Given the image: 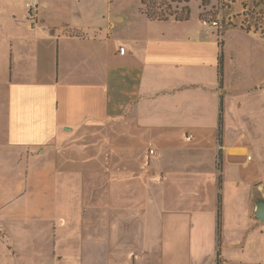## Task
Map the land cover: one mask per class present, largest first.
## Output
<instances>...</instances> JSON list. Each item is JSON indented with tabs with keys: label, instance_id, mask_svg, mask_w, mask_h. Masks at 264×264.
<instances>
[{
	"label": "crops",
	"instance_id": "1",
	"mask_svg": "<svg viewBox=\"0 0 264 264\" xmlns=\"http://www.w3.org/2000/svg\"><path fill=\"white\" fill-rule=\"evenodd\" d=\"M141 1L38 0L32 19L28 12L25 23L13 17L19 34L0 49L6 108L1 150L25 173L14 194L27 183L15 197L43 182L55 189L54 212L48 209L52 233L74 232L80 244L52 245L48 256L57 264L83 263L87 245L106 247L126 264H165L167 258L197 264L204 241L215 245L218 177L223 180L217 165H240L225 154L231 147L224 144L233 122L229 105L248 91L264 92L261 67L233 71L229 59L235 51L229 54L223 34L204 24L210 21L199 12L190 10L187 20H152L141 12ZM233 30L244 38L239 54H262L263 34ZM245 74L249 81L243 83ZM232 77L242 84L238 89ZM246 147L237 148L250 153ZM29 169L37 171L28 176ZM240 177L246 180L243 170ZM71 183L82 185L74 197L82 207L73 230L66 205ZM59 196L66 199L61 204ZM257 200H251L253 211ZM44 217L42 212L14 219L30 223ZM221 226L219 264H264L231 258L224 217ZM103 231L111 245H102ZM121 231L141 234L142 245H112ZM243 240L232 245H257L264 253L262 227ZM41 249L34 245L27 255L15 245V260L28 256L31 262Z\"/></svg>",
	"mask_w": 264,
	"mask_h": 264
},
{
	"label": "rangeland",
	"instance_id": "2",
	"mask_svg": "<svg viewBox=\"0 0 264 264\" xmlns=\"http://www.w3.org/2000/svg\"><path fill=\"white\" fill-rule=\"evenodd\" d=\"M27 1L30 0H0V19L3 21L0 24L1 50H4L5 40H11L19 34L17 27L10 23L13 17H15L16 21L18 20L17 23H25L26 20L23 18V15L27 13L25 8V3ZM95 1L96 3H101L102 0ZM126 1L131 5L139 3V0ZM223 1L222 9H220V0H189L188 3L184 0H146L152 10L168 18H174V14L178 17L183 15L181 10L189 5L190 8L188 7V9L189 11L191 10L193 15L199 12V17L201 19L209 21L216 20L219 27L217 29H219L225 37L226 50L230 55L233 54L232 50L236 53V56L233 55L234 59H229V61H231L229 65L233 71H242L243 68L247 69V71L250 69L253 70V65L257 67L258 71L261 67L262 78L264 80V47L262 48L263 51L261 55H254V51L248 53L243 50L239 54L240 47L242 46L243 48L245 45L244 38L238 37V32H234L233 30V28L243 29L241 26H247L248 22L253 23L254 20L252 18L245 17L242 14L244 11L242 3H248L252 9L254 0ZM57 17L61 18L63 15H58ZM28 18L32 19L33 17L28 16ZM258 26L259 29L264 32V24L259 23ZM251 30L254 31V27H252ZM261 31H258V33H261ZM253 43L254 41L252 40L248 42L249 45ZM249 56L251 58L250 60ZM236 75L238 76V74ZM231 79L236 89L242 85L237 82V80H234L233 77ZM238 80L241 82L239 77ZM242 81L243 83L248 82L249 75L245 74V79ZM245 86H248V84H245ZM251 92L254 95L248 96L247 94L250 93L248 91L242 97L236 96L234 102L229 105L233 122L231 123L230 130L225 132L224 144H230L231 147L225 150V154L226 158L227 156L229 157L227 158L229 162L239 163L240 165H220L223 180L221 188L217 191L218 193L220 192L221 196L220 233H222L221 225L223 217L225 220L223 230L225 236V251L231 258H234V260H242L244 262L264 260V253L262 252L259 254L257 245H236L235 248L232 245L240 242L243 243V237L245 235L253 236L254 233L258 232L259 227L264 229V223L256 218L251 202L252 199H264V92L261 94L257 93L255 90H251ZM239 102H241L242 106L238 108ZM4 103V86L0 84V208L2 210L0 215L8 218L7 221L0 218V264H57L56 260L48 256L49 252H52V245H80L77 243V234L73 232L74 234L72 233V235L69 234L68 237H64L67 235L66 233L63 235L60 233H52L51 225L48 222L52 214L49 213L48 209L52 211L53 205L51 202L55 196V189H53V191L46 183H40L38 186L34 185L36 187L31 188V191L27 192V195H22L21 198L16 199L20 193H25L27 190V183L23 184L24 189L22 191L19 189V192L14 194L18 190L16 189L19 185L18 183L25 182V173L22 174L21 170H19V165H15L12 160L9 162L7 159L8 155L4 154L5 150L3 148L1 150V144L3 142L2 137L5 136L6 124V108ZM237 143H240L239 146L241 147L248 146L246 148L250 152L249 154L252 155V160L250 162L246 161L245 155L242 154L246 149H238L237 147L239 146ZM244 161L245 164H243ZM254 163L259 168L258 173ZM33 170L35 172L37 171V169L27 170L28 176L34 173ZM241 170L244 171L246 180L240 177ZM69 180L72 182L77 179L71 176ZM87 186L85 185V189ZM69 188V191L66 192V194L69 195V200L67 201L62 196H59L58 199L60 204L66 200L69 214L68 223H70L68 228L73 230L79 217L78 212L82 207V202L74 197H78V195L82 194V185H79L78 189L71 183ZM86 205L88 206V203H86ZM104 207L108 209V202H103V209ZM42 212L45 214V217L38 222L37 220H27L30 221V223H24L22 221L15 223V217L21 219V217L26 215H36ZM20 214H22V216ZM103 215H105V210H103ZM214 215L216 227L218 219V210H216V208ZM102 220L104 223L105 220L108 221V217L106 218L103 216ZM21 226L24 230L20 232L19 228H21ZM217 235L218 227L216 229L215 245H208L209 241H204V252L201 257L199 256L197 264H212V262L214 263L216 261V258L218 259V250L222 249V245L221 241L219 243ZM89 236H91L90 233L85 234L86 238ZM102 236V245H111L108 243V233L103 231ZM141 238L142 236L139 233L127 235V233L121 231L118 235H114V240L116 239L117 242H113L112 245H128L127 243L129 241L127 240H131L133 245H142ZM15 245H21L23 247V252L27 255H30V248H33L34 245H42V249L40 250L41 253L39 254L41 257L36 259L34 256L31 262L28 260V256L25 261L15 260ZM85 250V252H87L86 259L83 263L81 262L79 264H126L123 258L115 259L109 256L110 253L106 247L101 248L95 245H87ZM119 251L123 253L124 249ZM172 262L173 261L170 262L169 258H167L165 264H174ZM66 264H75V262L70 259ZM182 264L187 263L182 262Z\"/></svg>",
	"mask_w": 264,
	"mask_h": 264
},
{
	"label": "trees",
	"instance_id": "3",
	"mask_svg": "<svg viewBox=\"0 0 264 264\" xmlns=\"http://www.w3.org/2000/svg\"><path fill=\"white\" fill-rule=\"evenodd\" d=\"M185 2H188V0H184ZM242 6L244 8L243 15L245 17H250L254 21L253 23L248 22L247 26H241V28L245 29L246 31H250L252 27H254V31L258 32L261 31L259 29V23L264 24V0H254L253 2V8L251 9L248 3L243 2ZM259 8V9H258ZM258 9V10H257ZM141 12L145 14L149 19L152 20H166L168 19L167 16H163L160 14H157L154 10H152L149 6V4L146 2V0L141 1ZM183 12V15H180L179 17L174 14V18L177 20H187L189 18L190 11L188 7H185V9L181 10V13ZM173 15V14H172ZM261 34H264V32L261 31ZM219 64H220V72H222V65H223V58L222 54L219 57ZM221 108V107H220ZM220 156V154H219ZM220 165L221 163H218V169L220 170ZM221 188V179L220 176L218 177V189ZM217 201H218V219H217V227H218V241L220 243L221 241V233H220V224H221V219H220V206H221V196L220 192L217 193ZM220 245V244H219ZM218 245V246H219ZM220 255V250H218V257ZM217 264H219V258L217 259Z\"/></svg>",
	"mask_w": 264,
	"mask_h": 264
},
{
	"label": "built area",
	"instance_id": "4",
	"mask_svg": "<svg viewBox=\"0 0 264 264\" xmlns=\"http://www.w3.org/2000/svg\"><path fill=\"white\" fill-rule=\"evenodd\" d=\"M223 2H224L223 0H220V3H219L220 9H222ZM25 8H26V10H27L29 16H33V15H35L36 12H37V9H38V0H30V1H27V2L25 3ZM203 23H204V24H207V25H209V26H211V27H214V28L217 30L219 36L221 35L220 30L217 29V28H219V27H218V24H217L216 20H215V21H210V22H208V21H204ZM124 51H125V48H124V47H120V48H119V52H120L121 54L124 53ZM220 148H221V147H219V149H220ZM151 152H152V150H151ZM244 155H245V157H246V161L250 160L251 155H250L249 153H246V152H245Z\"/></svg>",
	"mask_w": 264,
	"mask_h": 264
},
{
	"label": "water",
	"instance_id": "5",
	"mask_svg": "<svg viewBox=\"0 0 264 264\" xmlns=\"http://www.w3.org/2000/svg\"><path fill=\"white\" fill-rule=\"evenodd\" d=\"M254 214L260 222L264 223V199L255 202Z\"/></svg>",
	"mask_w": 264,
	"mask_h": 264
}]
</instances>
